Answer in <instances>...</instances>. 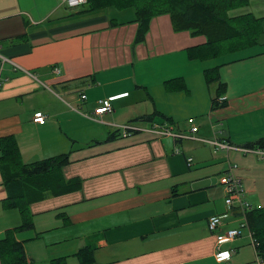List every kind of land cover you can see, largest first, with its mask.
I'll return each instance as SVG.
<instances>
[{
    "label": "crops",
    "instance_id": "crops-1",
    "mask_svg": "<svg viewBox=\"0 0 264 264\" xmlns=\"http://www.w3.org/2000/svg\"><path fill=\"white\" fill-rule=\"evenodd\" d=\"M82 9H69L62 0H0V52L17 66L3 67L0 110L11 106L17 119L7 137L15 141L22 163L30 165L44 155L66 151L67 135L76 139L82 134L80 153L97 160L113 147L129 145L138 137L149 138L144 132L152 137L155 134L144 126L133 124L140 128L133 132L134 137L118 132L115 139H108L120 127L130 125L128 122L148 115L138 109L146 102L176 129L193 118L199 140L149 138L161 144L157 172L141 181L119 178L112 190L97 196L112 205L105 202L82 220L85 231L74 242L72 255L88 247L97 264H231L238 250L235 243L246 238L240 236L221 246V250H231L229 261L215 259L216 234L242 222L239 213L225 205L220 179L228 163L236 165L233 173L242 182L245 199L252 209L263 207L264 158L238 151L216 153L205 141L216 139L235 146H258L264 141V49L216 65L226 86V104L211 110L214 96L203 72L216 67L206 62L218 57L191 60L187 52L204 44V36L175 31L169 15H162L151 19L144 41L136 43L137 23L131 8L80 12ZM245 15L260 20V37H264V0H250L228 12L229 18ZM23 35L22 40L17 39ZM171 83L182 84L183 89L167 91ZM81 94L86 100L80 99ZM107 99H111V112L93 116L98 101ZM30 101H35V108H26ZM37 112L46 116L43 125L33 122ZM88 122L97 129L86 131ZM1 135L0 148L5 138ZM63 135L66 139L59 137ZM184 141L196 143L190 167L186 165L189 152L180 147ZM66 165L61 176L69 186L37 201L80 190L78 178L64 177ZM6 197L0 170V242L7 231L29 225L17 230L14 238L23 243L30 264H35V239L44 228L42 223L37 229L33 226L30 205L37 201L18 210L4 206ZM213 215L224 218L211 233L207 221ZM59 216L67 219L64 211ZM78 217L86 216L82 211ZM67 244L66 239L45 246L50 248L42 264L67 257ZM51 248L60 254H52Z\"/></svg>",
    "mask_w": 264,
    "mask_h": 264
},
{
    "label": "trees",
    "instance_id": "trees-1",
    "mask_svg": "<svg viewBox=\"0 0 264 264\" xmlns=\"http://www.w3.org/2000/svg\"><path fill=\"white\" fill-rule=\"evenodd\" d=\"M250 0H86L80 12H91L106 8L117 11L131 8L137 23L136 43H141L149 29L152 18L169 15L173 30L187 31L191 36H204L205 43L188 49L189 59L210 60L251 48L258 44L261 34L260 20L250 15L229 18L228 12L248 5ZM23 36L17 37L22 40ZM208 88L215 85L210 109L225 106L223 99L226 86L220 81L219 67L203 72ZM88 79V77H87ZM182 84L171 83L167 91L182 90ZM157 114H154L156 116ZM142 122H150L152 117H139ZM113 132L108 139H115ZM0 170L7 197L3 200L6 208H25L29 202L37 201L52 193H61L69 186L64 183L61 168L68 161L67 155H60L30 165L22 163L15 141L11 137L1 139ZM264 147V141L257 143ZM49 194V195H48ZM245 222L256 242V252L264 257V207L252 209L245 214ZM29 226V225H28ZM20 226L5 233L0 242V264H30L23 243L17 242L14 234ZM79 264H97L93 250L84 247L75 253ZM50 264H65V258L52 260Z\"/></svg>",
    "mask_w": 264,
    "mask_h": 264
},
{
    "label": "rangeland",
    "instance_id": "rangeland-1",
    "mask_svg": "<svg viewBox=\"0 0 264 264\" xmlns=\"http://www.w3.org/2000/svg\"><path fill=\"white\" fill-rule=\"evenodd\" d=\"M81 8L84 9V6L80 7L79 9ZM263 49L264 37L262 36L259 38L258 44L251 48L231 53L226 56H221L217 59L207 61L206 63L216 66L224 62L226 59L238 57L240 55L244 56L261 51ZM208 89L213 94L215 85H211ZM25 106L27 109L35 108V101L27 102ZM138 107L139 110L146 112L145 114H148L145 115L146 117H152V120L150 122H142L138 120V117L131 123L128 122L130 125H142L145 127V129H151L152 127L158 126L163 129L172 130L173 132L174 130H181L184 133L189 132L188 129H190L191 125L188 123V119L184 125L180 124V127L176 129L172 125H169L170 123L166 122L160 113H157L155 109H152L153 107L150 102L141 104ZM11 109V106L6 105L0 110V133H2V137L9 136L11 128L16 125L17 119L16 117L12 116ZM154 114L157 115L154 116ZM88 123L89 124L85 123L86 131L97 129L95 124L92 122ZM160 123L164 125H160ZM194 124L195 120L193 125ZM56 129L59 130L57 127ZM62 130L65 133L64 129ZM98 131L100 132V129H98ZM119 132H121V130H119ZM50 133H53L55 137L56 134L54 132ZM139 133H145V135H149V138L151 139L158 137L156 135L150 137L151 135L146 134V132ZM141 134H136V136H140ZM77 136L79 137L74 139L67 135L68 140L64 137V135L59 136L65 138L67 141L66 149H64L66 151H61L60 153H56V155H44L45 157L41 159L47 160L60 155H67L69 163L63 169L64 177L66 179L78 178L81 182V188L79 191L37 201L30 205V213L35 219L33 223L35 229H37L39 223L44 225L43 229H39L37 231L38 238L35 239V253H37L35 256L41 260L38 261V259L35 258V264H42V261L48 258L47 249L50 247L45 248V246H48L52 243H58L66 239L68 243L67 247H65L67 248L65 252L67 256L65 257L67 264H79L75 254L72 255L71 251L73 250L72 248L74 247V242H76L77 238L85 231L82 220L86 219L89 213L95 212L99 209V207H102L103 203L108 202L109 206L112 205L111 201H105L103 200V197H96L104 194V192H107L108 190H112V184L118 182L119 178L121 180L126 178H135V180L141 181L148 178V176H150L153 172H157L154 170V168L157 166L155 163L160 161L158 159V152L161 148V144H154L156 140L151 141L148 137L144 136L138 137V139H135L134 142L130 143L129 145L121 144L119 147H113L110 152L104 154V157L100 158V160H97L95 159L96 157L92 158L90 155L82 156L80 153L81 150L78 148L81 147V142H84V137L80 133ZM134 136L135 134L133 133V137ZM164 138L165 137L159 139ZM162 145L164 147H169L168 142H163ZM180 147L182 149L185 147L189 152L187 156L193 159L191 152L196 150V143L184 141ZM170 148L172 149V146H170ZM263 207L255 205L254 209H260ZM62 211H64L66 214V220L59 216ZM82 211L86 217L79 218L78 215H80V212ZM235 229H239L241 237L246 239L242 242L235 243L234 246H236L238 250L236 253H234L231 264H255V253L251 246L248 230L240 229L239 226ZM51 252L52 254L56 255L60 254L56 253L52 248Z\"/></svg>",
    "mask_w": 264,
    "mask_h": 264
},
{
    "label": "built area",
    "instance_id": "built-area-1",
    "mask_svg": "<svg viewBox=\"0 0 264 264\" xmlns=\"http://www.w3.org/2000/svg\"><path fill=\"white\" fill-rule=\"evenodd\" d=\"M62 3L69 9H78L86 4V0H62ZM5 64H10L14 67V63L10 61L7 57H5L0 52V87L2 83L5 81L2 75V70ZM56 73H58V70L55 69ZM80 99L82 101L86 100V96L84 94L80 95ZM111 99H107L105 101H98L96 104V107L93 111V116L96 118L101 117L109 112H111L112 107L110 105ZM46 121V116L43 115L40 112L35 113L33 117V122L38 123L40 125H43ZM188 123L191 125V128L188 133H182V132H172L169 129H163L161 127L155 126L151 129H148L147 131L158 135V136H167L171 137L174 141H182V140H199L195 137V133H197L198 129L197 127H193L194 120L193 118L188 119ZM121 134L123 136H130L132 132L139 131L140 128L135 127L134 125H124L120 127ZM205 141V140H203ZM208 144L211 145L214 152L224 151H238L243 154H252L260 158H264V147L261 146H235L223 141L219 140H212V141H205ZM177 152V151H175ZM186 165L187 167H190L192 165V158L188 157L186 159ZM236 168V165L229 164L228 163V169L223 174V176L220 179V184L223 189L224 193V202L225 205L229 208L235 209L239 215L242 217V222L239 226L240 229H247L246 222H245V214L247 211L252 210V205L245 199V191L242 185L241 180L234 175L233 171ZM224 216H218L213 215L208 218L207 221V229L214 233L217 231L219 226L222 223V219ZM241 236L239 229H229L224 232H220L216 234V245H215V259L219 262H226L229 261L231 258V250H221V246L227 243H230L234 241L235 239L239 238ZM248 236L251 241V246L254 249L255 252V264H264V260L262 257L257 255V252L255 250L256 248V242L253 238L252 233L248 230Z\"/></svg>",
    "mask_w": 264,
    "mask_h": 264
}]
</instances>
